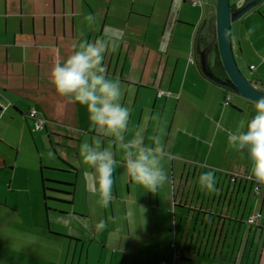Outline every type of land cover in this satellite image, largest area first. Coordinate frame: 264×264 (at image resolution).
<instances>
[{
	"label": "crops",
	"instance_id": "1",
	"mask_svg": "<svg viewBox=\"0 0 264 264\" xmlns=\"http://www.w3.org/2000/svg\"><path fill=\"white\" fill-rule=\"evenodd\" d=\"M201 2L0 0V264H264V186L256 188L247 150L229 148L224 131L251 118L257 103L202 72L197 38L211 39L200 30L217 0ZM89 13L99 19L93 29ZM105 35L115 39L103 65L130 110L125 138L141 132L149 146L158 141L169 177L157 193L145 192L121 164L108 208L97 203L80 156L81 143L98 134L51 82L53 66L79 40ZM233 42L242 70L263 84L264 0L237 20ZM32 109L44 128H35ZM99 138L123 160L120 142ZM206 171L215 174L214 192L198 183ZM44 176L73 182V196H63L71 202L48 211Z\"/></svg>",
	"mask_w": 264,
	"mask_h": 264
},
{
	"label": "clouds",
	"instance_id": "2",
	"mask_svg": "<svg viewBox=\"0 0 264 264\" xmlns=\"http://www.w3.org/2000/svg\"><path fill=\"white\" fill-rule=\"evenodd\" d=\"M84 19L89 29L99 24L98 17L92 13ZM114 39L110 35L94 41L81 39L73 46L72 54L57 61L51 70V82L57 93L82 106L90 126L98 134L92 142L85 140L81 143L80 156L96 185L97 203L103 208H108L114 199L113 174L121 164L126 176L142 186L145 192L155 194L169 181L164 167L167 154L158 141L156 146H149L141 132L131 139L125 138L130 110L122 103L124 90L119 79L106 74L103 65L108 44ZM224 131L227 132L229 148L241 153L247 150L250 175L258 185L264 186V99L255 105L251 118L241 119L235 131ZM99 137H111L114 142H120L124 150L123 160L118 161L110 147H103ZM198 183L205 191H216L217 181L212 171L200 175ZM127 215L132 218L133 210L129 209ZM106 226L100 221L95 228L103 231Z\"/></svg>",
	"mask_w": 264,
	"mask_h": 264
},
{
	"label": "water",
	"instance_id": "3",
	"mask_svg": "<svg viewBox=\"0 0 264 264\" xmlns=\"http://www.w3.org/2000/svg\"><path fill=\"white\" fill-rule=\"evenodd\" d=\"M261 1L247 0L244 5L234 9L231 0H217L216 14L205 19L200 30L201 32L206 28L207 32L212 34V38L209 44L202 49L199 37L196 43V56L204 75L216 84L256 103L264 99V83L250 79L240 67L234 50L233 23ZM215 44L218 46L220 58L227 73L226 77L218 76L211 66L210 54Z\"/></svg>",
	"mask_w": 264,
	"mask_h": 264
},
{
	"label": "trees",
	"instance_id": "4",
	"mask_svg": "<svg viewBox=\"0 0 264 264\" xmlns=\"http://www.w3.org/2000/svg\"><path fill=\"white\" fill-rule=\"evenodd\" d=\"M209 41V40H208ZM217 57L215 58L217 61V67H219V69L221 71L225 72V69L223 67L221 58H220V54H219V50H217ZM215 83V82H214ZM219 85V84H217ZM221 86V85H219ZM223 87V86H221ZM227 90H230L228 88H225ZM43 168H48V167H44ZM54 169L56 171H68V170H64V169H59V168H51ZM43 190H44V198H45V202H46V208L48 211H53L56 210L55 207H53V203H59V202H68L70 203L71 200L67 199V198H63V196H73L74 194V183L73 182H68V181H63V180H59V179H55V178H50V177H46L44 176L43 178ZM61 213H66V211L64 210H59Z\"/></svg>",
	"mask_w": 264,
	"mask_h": 264
},
{
	"label": "built area",
	"instance_id": "5",
	"mask_svg": "<svg viewBox=\"0 0 264 264\" xmlns=\"http://www.w3.org/2000/svg\"><path fill=\"white\" fill-rule=\"evenodd\" d=\"M193 3L194 4H198V3H202L201 0H193ZM170 92L166 91V90H161L159 92V95H163V94H169ZM231 102V96L229 95L228 96V99L226 101V103H230ZM29 116L31 118L34 119V125H35V128H37L38 130L42 129L45 127L46 125V120L44 118H42V116L39 115L38 111L36 109H32L30 112H29ZM256 188L258 189L259 188V185L256 186ZM261 214H255V215H252L249 219H248V223L249 224H255L258 222V219H259V216ZM161 264H167L166 262H162Z\"/></svg>",
	"mask_w": 264,
	"mask_h": 264
},
{
	"label": "flooded vegetation",
	"instance_id": "6",
	"mask_svg": "<svg viewBox=\"0 0 264 264\" xmlns=\"http://www.w3.org/2000/svg\"><path fill=\"white\" fill-rule=\"evenodd\" d=\"M211 34V33H210ZM212 38V37H211ZM209 41H206V42H204L203 43V41H200L201 42V46H200V48L202 49V48H204L205 46H207L208 44H209V42H210V40L211 39H208ZM218 46H217V44H215V46L213 47V49H212V51H211V54H210V61H211V66H212V68H213V70H214V72L218 75V76H220V77H226L227 76V73H226V71L224 72V71H221L220 69H219V67H217V61H216V57H217V53H218Z\"/></svg>",
	"mask_w": 264,
	"mask_h": 264
},
{
	"label": "rangeland",
	"instance_id": "7",
	"mask_svg": "<svg viewBox=\"0 0 264 264\" xmlns=\"http://www.w3.org/2000/svg\"><path fill=\"white\" fill-rule=\"evenodd\" d=\"M240 1L241 0H231V4H232V7L234 8V9H237V8H239V7H241L242 5H244V4H242L241 6H239V3H240ZM245 1V0H244ZM244 3V2H243ZM238 5V6H237ZM237 21H235L234 23H233V34H234V31H235V23H236ZM235 39V38H234ZM234 46H235V42H234ZM235 50V54H236V56H237V52H236V48L234 49ZM237 59H238V56H237ZM239 63V62H238ZM240 65V64H239ZM246 75L249 77L250 76V74H247V72H246Z\"/></svg>",
	"mask_w": 264,
	"mask_h": 264
}]
</instances>
